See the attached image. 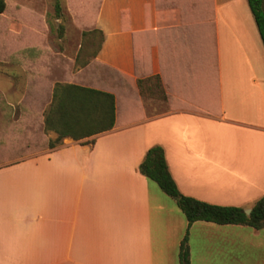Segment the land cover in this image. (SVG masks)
<instances>
[{"label":"crops","instance_id":"1","mask_svg":"<svg viewBox=\"0 0 264 264\" xmlns=\"http://www.w3.org/2000/svg\"><path fill=\"white\" fill-rule=\"evenodd\" d=\"M7 7L0 264H180L185 235L189 264H264V228L188 226L139 172L159 146L183 196L246 210L264 195V45L247 0H96L92 30L102 40L85 66L80 45L60 56L45 45L47 13ZM147 78L163 113L147 115L136 93ZM57 84L113 94V127L50 147L57 134L44 117ZM118 92L130 95L122 117Z\"/></svg>","mask_w":264,"mask_h":264},{"label":"trees","instance_id":"2","mask_svg":"<svg viewBox=\"0 0 264 264\" xmlns=\"http://www.w3.org/2000/svg\"><path fill=\"white\" fill-rule=\"evenodd\" d=\"M248 6L256 21L261 40L264 45V0H247ZM5 2L0 0V14L4 11ZM60 11V4H55V12ZM99 35L98 43L89 54V58L96 56L102 35L97 30H92ZM87 35V34H86ZM84 52V53H83ZM87 54V53H86ZM85 50L78 53L84 56ZM88 64V60L81 66ZM146 80H138V89ZM115 120L114 95L76 85L57 84L54 88L53 101L45 112V130L54 131L57 138L50 143V147L58 144L63 138L70 137L75 141L110 130ZM85 143H93L88 141ZM139 172L157 184L162 192L174 199L177 207L184 214L188 226L194 222L204 221L217 225H242L256 230L264 228V195L251 207L249 215L243 208L224 207L207 204L196 199L183 196L177 189L172 179L164 156V151L159 146L147 150L143 161L139 165ZM180 264H189V251L187 235L180 243Z\"/></svg>","mask_w":264,"mask_h":264},{"label":"rangeland","instance_id":"3","mask_svg":"<svg viewBox=\"0 0 264 264\" xmlns=\"http://www.w3.org/2000/svg\"><path fill=\"white\" fill-rule=\"evenodd\" d=\"M4 0L7 3L8 12L22 8H35L43 13L48 14V21L51 26V34L48 38H44L45 45H49L56 49L58 56L65 51L74 53V49L80 51L85 50V57L90 60L89 54L95 49L99 35L95 32H90L93 29L91 19L95 13L96 0H82V4L77 0ZM60 4V11L55 12V4ZM264 10V4H263ZM87 34V35H86ZM70 47L72 50H65ZM72 47V48H71ZM1 52V48H0ZM84 53V52H83ZM87 53V54H86ZM1 56V54H0ZM61 64V65H60ZM58 66H64L63 63H58ZM107 75V73H105ZM154 82L142 83L141 92H137L141 97L142 105L148 115V109L154 113H163L166 111L165 105L160 100V93ZM118 111L120 117L126 112L127 98H130L128 93H117ZM27 189H31V184L25 183ZM10 189H17L16 184L11 185ZM20 188V187H18ZM1 189V182H0ZM247 210V209H246ZM245 211V210H244Z\"/></svg>","mask_w":264,"mask_h":264},{"label":"water","instance_id":"4","mask_svg":"<svg viewBox=\"0 0 264 264\" xmlns=\"http://www.w3.org/2000/svg\"><path fill=\"white\" fill-rule=\"evenodd\" d=\"M250 211H251L250 209H247L244 212H245L246 215H249L250 214Z\"/></svg>","mask_w":264,"mask_h":264}]
</instances>
